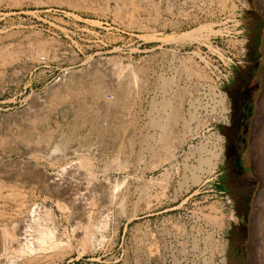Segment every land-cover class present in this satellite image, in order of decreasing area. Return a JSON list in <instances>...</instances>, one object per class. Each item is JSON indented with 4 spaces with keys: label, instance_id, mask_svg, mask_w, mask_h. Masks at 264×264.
Masks as SVG:
<instances>
[{
    "label": "rangeland",
    "instance_id": "374dc122",
    "mask_svg": "<svg viewBox=\"0 0 264 264\" xmlns=\"http://www.w3.org/2000/svg\"><path fill=\"white\" fill-rule=\"evenodd\" d=\"M239 3L0 0V264H217Z\"/></svg>",
    "mask_w": 264,
    "mask_h": 264
},
{
    "label": "flooded vegetation",
    "instance_id": "af4514ba",
    "mask_svg": "<svg viewBox=\"0 0 264 264\" xmlns=\"http://www.w3.org/2000/svg\"><path fill=\"white\" fill-rule=\"evenodd\" d=\"M244 27L245 58L235 65L225 83L229 123L220 126L224 139L217 184L228 197L233 211L226 234L227 264H248L249 259L248 222L252 192L248 173V142L264 43V18L254 5L246 9Z\"/></svg>",
    "mask_w": 264,
    "mask_h": 264
},
{
    "label": "water",
    "instance_id": "95a60500",
    "mask_svg": "<svg viewBox=\"0 0 264 264\" xmlns=\"http://www.w3.org/2000/svg\"><path fill=\"white\" fill-rule=\"evenodd\" d=\"M251 1L264 18V0ZM254 100L247 158L252 192L248 222V264H264V43Z\"/></svg>",
    "mask_w": 264,
    "mask_h": 264
},
{
    "label": "built area",
    "instance_id": "2783aa9c",
    "mask_svg": "<svg viewBox=\"0 0 264 264\" xmlns=\"http://www.w3.org/2000/svg\"><path fill=\"white\" fill-rule=\"evenodd\" d=\"M245 11L246 9L243 8L242 6L237 5V7L234 10V15L233 18L229 19V29L226 31L227 34H225L227 37H230L227 40V47H228V62L225 63L226 66L231 67V65L234 63V61L232 60V56L235 58L234 55V50L237 49L239 42H237V38H239L240 36H244V33L242 34V30L239 28L244 27L245 24ZM229 63V65H228ZM216 83V82H215ZM209 91H211V94H213V96L216 98V101L218 102V108H220V110H222V106L219 102V99L221 98V95H224L222 92V89H220L219 85L216 83L215 85H210L209 87ZM217 97H219V99H217ZM227 106V104H226ZM226 113H221V124L226 125L229 123V114H228V110L225 111ZM222 152V150H221ZM222 240V243H226V236H220ZM219 258L217 264H227V259H226V247H222V251L219 252Z\"/></svg>",
    "mask_w": 264,
    "mask_h": 264
},
{
    "label": "bare ground",
    "instance_id": "6f19581e",
    "mask_svg": "<svg viewBox=\"0 0 264 264\" xmlns=\"http://www.w3.org/2000/svg\"><path fill=\"white\" fill-rule=\"evenodd\" d=\"M207 29V28H206ZM201 31H202V29H200V28H194L193 30H190V31H188V32H184L183 34H181V35H177L178 37H172V36H169V37H172V39H168L167 38V41L168 40H185V39H191V40H196V39H199L200 38V36H202L203 34H201ZM212 31V30H211ZM214 31H216V30H214ZM203 33H205V32H203ZM209 33V32H208ZM213 33V32H212ZM217 33V32H216ZM209 35H210V33H209ZM165 37V36H164ZM166 38V37H165ZM164 40V39H163ZM170 42V41H169ZM172 42V41H171ZM174 42V41H173ZM185 42V41H184ZM222 108V107H221ZM223 111V110H222Z\"/></svg>",
    "mask_w": 264,
    "mask_h": 264
}]
</instances>
